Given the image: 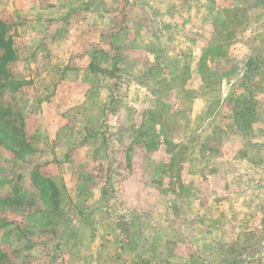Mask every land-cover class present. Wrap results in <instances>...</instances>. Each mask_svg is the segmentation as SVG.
<instances>
[{
  "label": "rangeland",
  "instance_id": "374dc122",
  "mask_svg": "<svg viewBox=\"0 0 264 264\" xmlns=\"http://www.w3.org/2000/svg\"><path fill=\"white\" fill-rule=\"evenodd\" d=\"M0 19V264H264V0H0Z\"/></svg>",
  "mask_w": 264,
  "mask_h": 264
},
{
  "label": "trees",
  "instance_id": "16d2710c",
  "mask_svg": "<svg viewBox=\"0 0 264 264\" xmlns=\"http://www.w3.org/2000/svg\"><path fill=\"white\" fill-rule=\"evenodd\" d=\"M7 30H6V24L4 21L0 19V75L3 73V66L5 63L12 61L16 58V52L15 49L12 46L11 40L7 35ZM251 62V56L247 57L246 61V67L250 66ZM259 64H256V66ZM90 68H95L94 64L90 62ZM1 79V78H0ZM1 83H0V91H1ZM244 99V97L238 98L236 100V103L241 102ZM237 105L234 108V113L236 114V118H243V120L246 122L248 121V117H246L245 111L243 110H237ZM247 112L250 113L251 115H254L255 118L257 117V112L252 110L250 107L247 108ZM7 132H3V126L0 124V141L7 137ZM8 138V137H7Z\"/></svg>",
  "mask_w": 264,
  "mask_h": 264
},
{
  "label": "crops",
  "instance_id": "0c3cea01",
  "mask_svg": "<svg viewBox=\"0 0 264 264\" xmlns=\"http://www.w3.org/2000/svg\"><path fill=\"white\" fill-rule=\"evenodd\" d=\"M89 67H90V64H89ZM199 74H200V72H199ZM201 75V74H200ZM201 79H202V76H201ZM143 88V87H142ZM144 88H146V87H144ZM147 89V88H146ZM236 107V104H233L232 105V112H233V118H234V120H238V118H236V114L234 113V108ZM151 115V114H154V111L153 110H148V108H144V110H142V112H141V117H143V119L142 120H140V122H139V124H136L135 125V127L138 129L137 130V135H138V138H141V139H143V138H145V139H149L150 137H149V135H148V130L146 129V130H143V126H144V124H145V118L147 117V115ZM261 118V116H259L258 115V112H257V117L255 118L256 120H258V119H260ZM263 120H264V118H263ZM154 143H152V146L148 143V144H144V147H145V149H147V150H150V149H152L153 148V145ZM152 147V148H151Z\"/></svg>",
  "mask_w": 264,
  "mask_h": 264
}]
</instances>
